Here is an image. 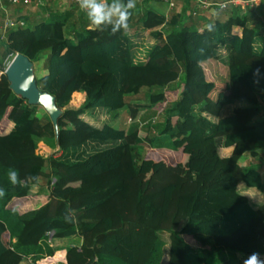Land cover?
Masks as SVG:
<instances>
[{"label":"trees","instance_id":"trees-1","mask_svg":"<svg viewBox=\"0 0 264 264\" xmlns=\"http://www.w3.org/2000/svg\"><path fill=\"white\" fill-rule=\"evenodd\" d=\"M149 1L135 0L127 28L115 34L110 26L92 25L72 5L19 17L23 26L4 31L0 264L23 258L35 264L73 237L80 242L64 247V264H240L252 252L264 258L262 171L238 165L243 154L255 157L264 144V33L247 11L239 14V5L201 22L183 11L166 17ZM145 31L151 46L133 64ZM15 53L33 66L40 63L35 84L61 109L56 135L48 116L37 115V105L8 88L2 71ZM209 63L217 65L214 77ZM215 85L225 88L220 99L210 94ZM75 92L84 93L82 104L66 107L71 96L79 97ZM156 101L162 102L159 110ZM123 107L131 118L144 108L125 129L93 127L80 118L97 109L115 117ZM37 141L56 147L59 156L36 154ZM87 144L106 146L78 157ZM218 144L229 154L219 156ZM141 145L186 157L153 164L138 156ZM45 166L48 192L34 195L41 203L32 205L31 193L42 192L36 186ZM10 169L19 184L10 183ZM252 190L257 200L247 195Z\"/></svg>","mask_w":264,"mask_h":264},{"label":"rangeland","instance_id":"rangeland-1","mask_svg":"<svg viewBox=\"0 0 264 264\" xmlns=\"http://www.w3.org/2000/svg\"><path fill=\"white\" fill-rule=\"evenodd\" d=\"M151 1L152 0L147 2L148 5H150L151 7H155V8H157V10L164 12L167 15L166 17H168L170 15V11L168 13L165 12V3L162 0L160 1L159 6H155V5L150 4ZM179 1L180 0H178V2ZM4 4L5 3H3L2 0H0V41L4 40L3 38H1V35H3V33H2V20H3L4 16L10 17V18H19L22 16H24V17L29 16L30 19H32L33 17H35L37 15L38 16H40V15L46 16L49 9H50L49 11H51V10L52 11H58V9L59 10H62V9L68 10L71 8V4L67 3V2H64L60 6L57 5V7L52 4V5H49V8H48V6H47L48 2L46 1L47 7L45 6L46 7L45 11H44V9H41L40 7L33 6V5H30L27 7L22 6L20 10H16L15 6H11L10 4H7V5H4ZM144 5H147V4L145 3V4H141L139 6L140 11L144 8ZM166 30H167L166 27H164L163 31L166 32ZM147 34H148L147 31H145L143 33V36L140 40V43L137 45V47L133 51V53L135 54V56L133 58V60H134L133 64H140L141 61L145 58V53H146L147 49H149V47L151 46V41L147 38ZM206 69L209 72L212 71V75L214 77V72L218 68H217V65L209 63V64H206ZM42 73H43V71L40 70V63L35 62L34 66H33V74H35L36 76H40ZM224 89L225 88L222 86L215 85L214 89L212 90V92L210 94L213 98L219 97V99H220L221 98L220 95L223 93ZM78 95H79V98H74L71 96L66 107L77 108L78 106H80L83 102V99L81 98L80 94H78ZM141 95H142V93H141ZM141 95L139 94V95H137V97L141 96ZM169 97H171V96H169ZM133 98H136V96H133ZM262 104H264V96H261V99H259V105H262ZM154 107H155V109H158V110L161 109L162 108V102L156 101ZM143 110H144L143 107H138L134 118H131L129 116V111L126 107L119 109L117 111V114L115 117H112L111 113H107L102 109H97V110L93 111L94 116L91 117L90 115L85 114V115H82L80 118L83 121L87 122L90 126H93V127H99L102 123H107L114 128L125 129L130 122L136 121L138 119L139 115L142 113ZM36 113L38 116L45 114L43 109L39 106L37 108ZM225 113H227V110H226V108H223V114H225ZM158 119L159 118H157L156 120H158ZM39 142L44 144L45 146H47L49 149L44 147L41 144H38ZM219 144L217 145L218 146L217 147V154L219 156L228 155L230 148L229 147H221ZM93 146L94 145H92V144H89V145L87 144L84 148H81V152H80V150H78V153L80 152L78 157H83V156L87 155L88 153H91L92 151H95L97 149L105 147L106 145H102V146H98V147L95 146L94 148H93ZM138 149H139V151L137 152L138 156L141 155L142 160H145V161L149 160L150 162L152 161L153 164H156L159 160L168 161L170 159H172L174 162H180V161H184L183 159H185V157H186L180 151H173V152L171 150H153L152 151V150L147 149L144 145L138 146ZM56 150H54V147L52 148V147L46 145L43 141H37V147H36L35 153L38 155H41L42 157H47V156L57 157V156H59V152H57ZM258 154L260 156L259 157L257 156L256 158H254L255 160L252 159L251 157H249L248 155H244V156L240 157L238 160V165H239V167H241V169L253 168V169H257V170L262 171V179H264V162H263L264 161V147H261L258 150ZM72 158H74V157H72ZM154 162H156V163H154ZM47 171L48 170H47L46 166L42 168V176H44V178L42 177V178L38 179L37 184L41 185V188L43 191L41 193H36V192L31 193V195L33 196V198L31 200H32V202L35 201L34 202L35 204H32V205H38L39 203H41V198L40 197H34V195L39 196V194H40V195L44 196L48 192V185L46 183V177H45L46 173H48ZM247 195L252 200L258 199V192H255V190H252V192L251 191L248 192ZM60 249H64V247L60 248ZM61 256L62 255L60 253L57 255V257H55L56 261L49 262V263L47 262L45 264H63L64 261L59 260L61 258ZM45 258H42V259H45ZM37 261H35V264H39V261L38 262ZM27 263H28V261H27Z\"/></svg>","mask_w":264,"mask_h":264},{"label":"crops","instance_id":"crops-1","mask_svg":"<svg viewBox=\"0 0 264 264\" xmlns=\"http://www.w3.org/2000/svg\"><path fill=\"white\" fill-rule=\"evenodd\" d=\"M46 1L48 2V5L46 4ZM174 1V6L173 8H169L167 7V5L165 4V12H169L170 11V14L171 13H174V12H182L185 13L186 16H188V14L190 13H193V11L196 13V17H198V19L201 21V22H207L210 20L211 18V15L209 14L208 10H204V9H200L199 7L195 6L192 2L190 1H184V0H180L178 2V0H173ZM65 1L64 0H33L32 4L33 6H37V7H40L41 9H46V7L48 6L49 8V5H55L57 7L62 5ZM150 4L152 5H155V6H159L160 4V1H154L152 0L150 2ZM162 4V3H161ZM47 5V6H46ZM163 5V4H162ZM12 6V5H11ZM30 6V5H29ZM46 6V7H45ZM238 6V5H237ZM16 7V6H15ZM22 7V6H21ZM167 7V8H166ZM155 10H157V8L153 7ZM238 8L241 10V12L239 14H241L242 12H245L247 11V14L250 16V22L252 23V25L255 27V29L260 32V33H264V0H256L254 2V4H252L250 7L249 6H244L243 8H241L240 6H238ZM21 9V8H20ZM54 9V8H53ZM50 10V9H49ZM52 11V10H51ZM66 11L65 9H62V10H59L58 9V12H64ZM158 12L164 14L165 16H167L164 12L160 11V10H157ZM28 19H30L29 16H27ZM14 19H18V18H14ZM234 31H236L237 33L239 32V28L235 27L233 28ZM238 30V31H237ZM73 94H80L81 98L84 100V93L82 92H75ZM79 98V97H78ZM11 127V123H7V125L5 126L3 132L6 133L9 128ZM38 144H41L43 145L44 147L48 148L47 146H45L44 144L42 143H38ZM261 147H264V145H261L259 147V149ZM49 149V148H48ZM57 148L54 147V150H56ZM258 149V150H259ZM53 150V149H52ZM258 150H257V156L259 157L260 155L258 154ZM57 151V150H56ZM244 155H247V154H243L242 156ZM226 156V155H225ZM241 156V157H242ZM257 156L255 157H252V159L256 158ZM250 157V156H249ZM255 160V159H254ZM264 162V161H263ZM36 187H41V185H38ZM34 191V190H32ZM41 191L42 188H41ZM79 241V238L78 237H73V238H70V239H66L65 241L63 242H60L59 243V246L60 248H63V247H66V245H75L77 246V242ZM80 242V241H79ZM62 253L63 254V258H60L59 260H64V253H65V250L64 249H60L58 252H56L54 254L53 257H46L45 259H40L39 261V264H45V263H49V262H53V261H56V258L58 254ZM62 257V256H61ZM29 262V259L28 258H23L18 264H27V261ZM37 261V262H38ZM24 262V263H23ZM36 262V263H37ZM64 264V263H63Z\"/></svg>","mask_w":264,"mask_h":264},{"label":"water","instance_id":"water-1","mask_svg":"<svg viewBox=\"0 0 264 264\" xmlns=\"http://www.w3.org/2000/svg\"><path fill=\"white\" fill-rule=\"evenodd\" d=\"M8 88L17 96L26 100L28 105H37L48 116L55 135L57 134V118L61 109L55 105L54 97L37 88L33 75V65L29 59L21 53H15L2 71ZM44 98H47L46 100Z\"/></svg>","mask_w":264,"mask_h":264},{"label":"clouds","instance_id":"clouds-1","mask_svg":"<svg viewBox=\"0 0 264 264\" xmlns=\"http://www.w3.org/2000/svg\"><path fill=\"white\" fill-rule=\"evenodd\" d=\"M79 6L87 14L90 23L97 28L110 26L111 32L115 34L121 29L127 28V21L130 10L135 7V0H78ZM8 179L11 184H19L18 172L14 169L8 171ZM5 194L4 189H0V196ZM240 264H264V258L257 252H252L240 257Z\"/></svg>","mask_w":264,"mask_h":264},{"label":"built area","instance_id":"built-area-1","mask_svg":"<svg viewBox=\"0 0 264 264\" xmlns=\"http://www.w3.org/2000/svg\"><path fill=\"white\" fill-rule=\"evenodd\" d=\"M4 1L12 6L21 5L23 7H27L31 5L33 2V0H4ZM64 1L70 3L72 6L77 7L79 10H82L79 6L78 0H64ZM162 1L167 5V7L171 9L173 8L174 6L173 0H162ZM187 1L192 2L195 6L199 7L200 9L208 10L209 14L213 15L217 11L224 10L229 4L239 5L241 8H243L244 6L247 5L251 6L252 4H254L256 0H218L216 2L210 0H187ZM191 15L194 16L196 15V13L193 11ZM23 24L24 22L20 19H14L4 16L2 20V33H4L6 29L14 28L16 26H23ZM1 38H4V34L1 35Z\"/></svg>","mask_w":264,"mask_h":264},{"label":"snow or ice","instance_id":"snow-or-ice-1","mask_svg":"<svg viewBox=\"0 0 264 264\" xmlns=\"http://www.w3.org/2000/svg\"><path fill=\"white\" fill-rule=\"evenodd\" d=\"M45 100L47 99V98H44Z\"/></svg>","mask_w":264,"mask_h":264}]
</instances>
